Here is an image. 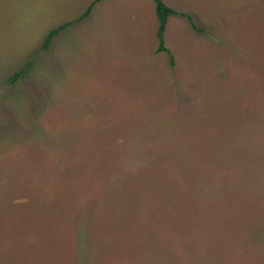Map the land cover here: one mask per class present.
Here are the masks:
<instances>
[{
	"label": "rangeland",
	"instance_id": "obj_1",
	"mask_svg": "<svg viewBox=\"0 0 264 264\" xmlns=\"http://www.w3.org/2000/svg\"><path fill=\"white\" fill-rule=\"evenodd\" d=\"M92 1L0 0V264H264V0Z\"/></svg>",
	"mask_w": 264,
	"mask_h": 264
},
{
	"label": "trees",
	"instance_id": "obj_2",
	"mask_svg": "<svg viewBox=\"0 0 264 264\" xmlns=\"http://www.w3.org/2000/svg\"><path fill=\"white\" fill-rule=\"evenodd\" d=\"M102 1H108V0H93L92 3L88 6V8L86 9V11L81 15L80 20H84L87 17L90 16V14L92 13V10L94 9V7L102 2ZM154 4H155V13L158 19V29H157V39H158V48H157V53H167L169 55V60H170V64L171 66L174 65V57L171 53V51L169 50V48L166 46V40H165V34H166V30H167V26H168V22L169 19L172 16H176L179 15V13L174 10L173 8H171L170 6H168L166 3H164L162 0H153ZM189 23L191 24V26L193 27L194 30L196 31H201L199 28L196 27L194 20L192 17L190 16H185ZM75 24V22L70 21V22H66L54 29H52L43 44V49L48 50L53 42V40L59 36V34H61L63 31H65L66 29H68L69 27L73 26ZM34 60L28 61L19 71H17L16 73H14L8 80L11 84H16L18 81H22L24 79H26L30 73L31 70L34 66Z\"/></svg>",
	"mask_w": 264,
	"mask_h": 264
}]
</instances>
